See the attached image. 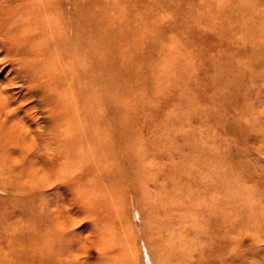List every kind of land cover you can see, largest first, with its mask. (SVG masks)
<instances>
[{
	"label": "rangeland",
	"instance_id": "1",
	"mask_svg": "<svg viewBox=\"0 0 264 264\" xmlns=\"http://www.w3.org/2000/svg\"><path fill=\"white\" fill-rule=\"evenodd\" d=\"M146 1L140 0L135 4L137 10L154 4L159 7L160 9L153 14V22L159 31L151 32L147 27L143 28L146 39H143L142 49L145 51L152 49L148 41L153 35L159 37L158 45L161 48L175 41L176 43L187 41L191 46L187 50L191 54L189 57L194 58V78L199 79L205 86L210 85L207 89L208 97L212 101L217 99L218 105V110L210 109L205 118L196 116L188 121L185 118L180 117L177 120L172 117V120L175 119L174 123L169 120L166 128L160 126L161 120L169 119L170 109L180 108L177 96L184 85L176 82L167 94L169 101L173 102V107L166 110L168 103H164L158 111L160 115L157 117L142 115L135 125L136 133L150 154L156 157V160L150 163V167L160 188L169 192L182 190L185 200H191L184 204L183 199H178L182 202L173 211L168 210L172 205L165 199L163 193L159 198V204L161 205L162 201L169 211V214L166 213L164 216L162 207L160 218L164 220L166 218L168 230L177 235L175 243L172 241L171 245L180 247L181 256H185L186 264H261L264 260V224L252 226L250 224L245 227L244 219L242 222L233 223L234 225L226 223L223 219L229 218L228 214L236 210L233 187L237 185L232 169H238V165L244 166L242 173L239 170L241 174L245 175L250 170L253 177L257 178L255 197L258 202L260 200L263 202L264 145L261 143L263 151L256 153L259 142L256 140V134L249 129L247 118L264 119V107L255 111L258 99L264 100V74H258L255 68L247 67L245 83L248 89L239 98L237 103L239 108L230 100L217 97L211 88V81H214L216 75L218 58L222 57L223 50L228 49L227 39L219 41L215 32L208 28L197 25L185 28L175 22V19L179 20L187 9L198 11L208 0H174V4L170 2L171 0ZM29 3L31 2L25 3L23 0H0V157H4L8 164L4 172H0V212L6 214L10 205L15 203L20 208L32 207L39 216L48 215L50 220L56 219L59 215L64 216L67 225L64 230L66 239L73 241L75 247L82 245L81 248L77 246L78 250L73 257L74 264L79 261L103 264L105 257L108 255L113 257L116 254L118 259L121 256V261L127 260L129 264H161V260L170 256L155 250L150 234H146L145 230V223L149 220L148 211H143L137 206L135 199L131 197V189L129 190L131 198L119 212L111 205H102L101 209H97L83 204V196L78 194L79 191L85 188L89 193H105L108 189L103 181L106 176L99 168V164L88 156L91 144L86 140L77 142L73 131L70 132L71 125H67L66 120L70 117L74 119L77 125L82 127V131L84 128L92 130L94 126L82 122L87 105L79 83L73 84L75 88L70 95V101L74 105L71 108L66 109L65 104L58 102L62 95L63 87L60 82L62 75L58 74L55 68H61L63 59L48 60L49 54L56 53L54 45L51 44L53 42L50 40L46 46L35 45L30 49L31 45L23 41L21 34L18 33L19 24L4 27L7 21H11V16L3 12L4 8L9 11L19 6L22 11ZM170 6L175 9V16L170 15ZM135 7L133 5L130 9L135 10ZM138 13L141 14V11ZM175 25L176 30H173ZM179 28L182 31H179ZM154 61H150L146 67L135 65L134 69L143 80L147 79L145 78L147 73L158 66ZM243 107L247 109V113L241 118L240 109ZM186 114L187 112H184L185 116ZM186 132H193L194 137L189 146L185 147L182 139L174 141L175 138L172 136L174 134L181 138ZM80 136L83 139L84 135L80 133ZM155 142H159V147L162 148L152 147ZM167 144L169 145L166 146ZM165 147L174 151L169 154L164 150ZM201 150H205L209 154L208 157L213 160L212 166L202 177L197 170L199 162L197 154ZM253 151H256V154ZM31 162H36L40 166L39 179L34 178L38 183H35L34 179H28V166ZM175 165L178 166L177 170L173 168ZM66 166L72 169L62 170V167ZM243 175L239 177L240 183L238 182L241 187L242 184H247L250 178ZM204 177L207 178L203 179ZM225 180L231 185L230 189L228 188L230 191L226 194L223 191L224 195H220V192L214 194V188L226 184ZM13 181H24L26 185L21 188ZM212 183L214 188L211 186ZM246 197L248 196L245 195ZM198 198L199 200L205 198L206 204L212 201L220 205L225 203L222 207V216L217 220L214 216L218 208L203 205L201 201L196 202ZM229 205L231 207H228ZM179 207L184 209L180 211ZM250 207L260 210L254 205ZM261 207L264 208L263 205ZM237 210L238 213H246L248 217L251 213L248 205L243 208L238 206ZM180 213L186 215L188 219L180 221ZM199 213L203 219L195 221ZM234 226L237 234L231 233L230 229ZM102 228L112 229V236L108 239L110 238L114 245L124 242L126 252L122 253L121 250L116 252L117 249L112 247L115 251L109 253L99 248L97 243ZM198 228L202 233L195 236ZM217 229L220 231L218 235ZM5 249L4 251H7V247Z\"/></svg>",
	"mask_w": 264,
	"mask_h": 264
},
{
	"label": "bare ground",
	"instance_id": "2",
	"mask_svg": "<svg viewBox=\"0 0 264 264\" xmlns=\"http://www.w3.org/2000/svg\"><path fill=\"white\" fill-rule=\"evenodd\" d=\"M27 1L31 3L22 11L19 6L8 9L9 11L3 9L4 13L7 12L11 16V21H5L4 27H11L14 23L19 24L18 33L21 34L23 41L31 45L30 49L35 45L46 46L50 40L53 42L51 44L54 45L57 55L49 54L48 60L63 59L61 68H55V71L62 75L60 78L62 95L58 102L65 104L66 109L71 108L74 105L70 101V95L75 88L73 84L79 83L87 105L82 122L94 126L92 130L84 128L82 131V127H79L74 119L70 117L66 120V124L71 125L70 132L73 131L77 142L86 140L91 144L88 156L99 164V168L106 176L103 180L108 186L105 193H89L85 188L79 191L78 194L83 196V204L97 209H101L102 205H111L119 212L129 198L133 197L140 209L148 211L149 220L145 223V230L146 234H150L155 250L170 256L161 260V264H186L185 256H181L180 247L171 245L172 241L175 243L177 235L168 230V221L166 218L161 219L160 214L163 211L165 216L166 213L169 214L168 210L175 211L182 202L178 200L180 198L183 199L184 204L191 200H185L181 189L180 192L176 190L169 192L160 188L150 167V163L155 161L156 157L150 154L136 133L135 125L142 115L153 117L160 115L158 111L164 103H168L166 110L173 107V102L169 101L167 94L176 82L184 85L177 96L180 108L170 109L169 119L161 120L160 126L166 128L173 118L178 120L181 117L188 121L196 116L205 118L210 109L218 110L217 99L212 101L207 94L210 85L205 86L199 79L194 78V58L189 57L191 54L187 51L191 47L190 44L187 41L178 43L175 41L161 48L158 45L159 37L152 34L153 38H149L148 41L152 49L143 50V39H146L143 28L147 27L151 32L159 31L153 22V14L160 8L154 4L144 7L143 10H137L135 4L140 0H23L25 3ZM170 2L173 3L174 0ZM133 5L136 6L135 10L130 9ZM140 11L143 17L138 13ZM169 13L172 16L176 14L171 6ZM175 20L179 26L183 25L185 28L197 25L211 29L219 41L227 39L228 49L223 50L222 57L218 58L211 88L214 89L217 97L230 100L239 108L240 106L237 105L239 98L248 89L245 83L247 67L255 68L258 74H264V0H208L198 11L189 8L179 20L178 18ZM181 28L179 31H182ZM174 29L176 30V25ZM56 49H59L58 52ZM153 60L158 66L147 73L145 76L147 79L143 80L139 72L134 69L135 65L146 67ZM260 107H264V100L259 98L255 111ZM184 112H187L186 116ZM246 113L245 107L240 109L241 118L244 117L243 115L246 116ZM247 119L249 129L256 134V140L259 142L256 147L257 152L253 151V153H260L263 151L262 144L264 145V119L261 117ZM174 121L175 119L171 123ZM80 133L84 135L83 139ZM182 136L180 138L173 134L172 137L175 138L174 141L182 139L184 146H189L194 137L193 132L183 133ZM207 140L210 142L209 139ZM152 147L162 148L159 147V142L153 143ZM164 150L169 154L174 151L166 147ZM197 155L199 161L197 170L202 177L212 166L213 160L208 157L209 154L205 150H201ZM246 155L250 156L248 153ZM232 160L235 161L234 158ZM7 165L4 157H0V172H4ZM177 167V165L173 166L176 170ZM243 167L238 165V169H232L237 185H233L236 210H232L228 214L229 218L223 220L234 225L244 219L245 227L250 224L263 225L264 208L261 206H264V197H262L263 202L257 201L255 197L257 178L253 177L250 170L245 175L241 174ZM71 169L72 167L69 166L62 167L64 171ZM28 170V179L35 177L39 179L38 174L41 169L36 162H31ZM215 175L217 176L216 172ZM242 175L250 178L247 184L244 183L241 187L238 182ZM205 178L207 177L203 179ZM37 179H34L35 183H38ZM13 183L21 188L26 185L24 181H13ZM225 183L217 187L212 183V188L215 187L214 194L220 192V195H224L230 191L231 185L228 180H225ZM130 189L131 197H129ZM162 193L165 199L171 202L172 207L168 210L162 201L161 205L159 204ZM245 195L248 197L245 198ZM195 201L217 207L214 216L217 220L222 216V207L225 203L220 205L212 201L206 204L205 198L202 200L198 198ZM247 205L248 209H251L249 217L246 213H238L237 210L238 206L243 208ZM250 205L260 210L257 211ZM9 208L6 214L0 212V264H74L73 257L78 245L75 247L73 241L66 239L64 230L67 225L64 216L59 215L56 219L50 220L48 215L39 216L32 207L20 208L12 203ZM182 208L178 209L182 211ZM179 219L185 221L188 217L180 213ZM201 219L203 216L199 213L195 221ZM102 229L97 243L99 248L109 253L114 249H117L116 252L119 250L122 253L126 252L124 242L114 245L110 238L108 239L112 236V229ZM230 230L232 234H237L235 226ZM201 233V229L198 228L195 236ZM218 233L220 231L217 229L216 235ZM6 247L7 251H4ZM117 255L113 257L108 255L103 259V264L110 262L129 264L127 260L121 261V256L118 259ZM77 264H88V262L79 261ZM261 264H264V260Z\"/></svg>",
	"mask_w": 264,
	"mask_h": 264
}]
</instances>
